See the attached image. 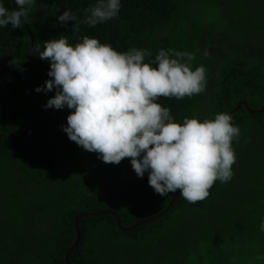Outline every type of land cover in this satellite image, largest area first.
Segmentation results:
<instances>
[{"label":"rangeland","instance_id":"1","mask_svg":"<svg viewBox=\"0 0 264 264\" xmlns=\"http://www.w3.org/2000/svg\"><path fill=\"white\" fill-rule=\"evenodd\" d=\"M153 38H163L172 49L194 52L193 67L205 66V91L193 95L189 108L190 117L204 119L223 71L264 64V0H177L176 14ZM36 120L40 141L67 147V135L60 127L66 123L57 109L43 107ZM236 140L232 178L204 208L184 209L141 243L127 233L113 235L107 226H96L90 235L94 264H232V258L235 264H264V258L254 259L264 255V232L259 230L264 217V167L258 164L259 158L264 160V129L240 127ZM239 153L245 157L243 163L237 160ZM59 164L62 171L50 184L36 186L24 172L6 174L9 181L0 187V264H50L58 215L74 199L70 177L75 182L88 175L98 177V190L132 204L159 201L147 184L146 172L137 177L129 158L105 163L97 153L80 150Z\"/></svg>","mask_w":264,"mask_h":264},{"label":"clouds","instance_id":"2","mask_svg":"<svg viewBox=\"0 0 264 264\" xmlns=\"http://www.w3.org/2000/svg\"><path fill=\"white\" fill-rule=\"evenodd\" d=\"M35 2L14 0L12 9L0 2V27H21ZM120 8L121 0H94L80 18L64 9L56 20L62 25L72 21L71 30L79 31L80 25L94 28L114 19ZM34 51L48 62L49 79L33 90H54L42 107L71 109L60 127L77 146L105 163L129 158L137 177L147 172L154 193L165 196L178 189L188 203L208 197L215 181L231 180L232 142L240 135L233 117L216 112L212 118L177 121L169 107L157 102L161 96L179 100L205 91L206 69L193 67L194 52L161 48L146 62L150 52L145 48L117 51L89 35L71 44L63 34L43 41L42 50L35 44ZM259 230L264 232V217ZM262 258L258 254L254 259Z\"/></svg>","mask_w":264,"mask_h":264},{"label":"trees","instance_id":"3","mask_svg":"<svg viewBox=\"0 0 264 264\" xmlns=\"http://www.w3.org/2000/svg\"><path fill=\"white\" fill-rule=\"evenodd\" d=\"M0 2L8 9L15 7L14 0ZM91 3H94V0H36L28 12L26 23L21 27H0V187H6V184L3 186V181H9L6 174L10 171L17 174L27 173L36 186L40 183L50 184L57 172L62 171L60 164L58 165L60 159L80 150L86 152L68 138L65 149L54 144L47 145L38 139L37 112L43 108L46 100L54 95V90H33L35 86H42L43 82L49 79V64L39 59L34 51L35 44H39L42 50L43 41L61 34L65 35L71 44L78 42L83 35H89L97 37L102 43H109L117 51L134 46L145 48L150 52V55L145 57L146 62L152 60L159 49L171 48L163 38L154 39L153 34L165 27L176 14L177 0H121L117 17L97 24L94 28L80 25L79 31L71 30L72 21L62 25L56 20V16L64 9L74 12L77 18H80L82 10ZM192 100L193 96L179 100L161 96L157 102L169 107L174 119L180 121L184 116L190 117ZM240 101H245L249 109H264V64L249 69L236 66L223 71L212 106L204 118H212L216 112H229ZM57 110L61 120L66 123V116L71 109L64 107ZM231 116L232 122L239 128L251 126L264 129V112H250L241 105ZM232 144L233 148H237L238 140L235 139ZM244 158V155L240 156L239 153L237 160L243 163ZM92 164H87V168ZM258 164L264 167L262 157L258 159ZM70 178V182L74 184V199L58 215L59 232L48 254L50 264H65V252L75 239V215L101 210L113 211L118 215L120 225L127 227L162 211L170 200L179 194L177 189L176 192L165 196L158 195L159 201L156 204L138 205L122 200L120 195L98 190L96 185L100 183L95 185L98 177L88 175L81 177L78 182ZM66 180L69 182V178ZM221 187L222 183L215 181L208 190V197L195 203H188L178 197L166 213L127 232L118 228L115 217L111 214L78 218L79 239L68 254V264H94L90 235L96 226H107L113 235L127 233L133 241L141 243L167 223L173 222L174 216L184 209L204 208L208 199L214 198Z\"/></svg>","mask_w":264,"mask_h":264},{"label":"water","instance_id":"4","mask_svg":"<svg viewBox=\"0 0 264 264\" xmlns=\"http://www.w3.org/2000/svg\"><path fill=\"white\" fill-rule=\"evenodd\" d=\"M28 34L31 37V33L28 32ZM241 105L244 106L246 108V110H248L250 112H264V109H249L247 107V104H246L245 101H240L228 113L231 115ZM178 197H179V194L174 196L170 200V202L167 204V206L162 211L158 212L157 214H155V215H153V216H151L149 218H146L144 220H141L139 222H136V223L132 224L131 226H127V227H123L122 225H120L118 215L115 212H113V211L101 210V211H97V212L79 213V214L75 215L74 219H73V223H74V227H75V239H74L73 243L71 244V246L68 248V250L65 252V256H64L65 264H68V254L76 246V244L78 242V239H79V230H78V226H77V219L78 218L86 217V216H93V215H97V214H111V215H113L115 217V222H116V225L118 226V228L120 230H123V231H128V230L133 229L135 226H137L139 224H143V223L149 222V221H151V220L163 215L164 213H166V211L169 209V207L172 204V202L175 201Z\"/></svg>","mask_w":264,"mask_h":264}]
</instances>
